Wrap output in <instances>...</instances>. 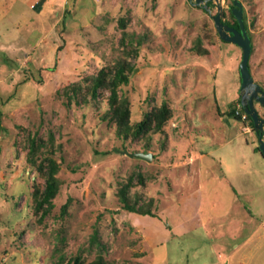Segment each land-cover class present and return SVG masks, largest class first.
<instances>
[{"label": "rangeland", "instance_id": "obj_1", "mask_svg": "<svg viewBox=\"0 0 264 264\" xmlns=\"http://www.w3.org/2000/svg\"><path fill=\"white\" fill-rule=\"evenodd\" d=\"M233 1H219L227 25ZM237 1L264 92V0ZM216 7L0 0V264H264V158L235 114L241 50L218 37ZM122 67L126 84L114 80ZM98 77L130 125L166 106L162 132L117 137L111 90L91 92ZM124 185L153 216L123 208Z\"/></svg>", "mask_w": 264, "mask_h": 264}, {"label": "trees", "instance_id": "obj_2", "mask_svg": "<svg viewBox=\"0 0 264 264\" xmlns=\"http://www.w3.org/2000/svg\"><path fill=\"white\" fill-rule=\"evenodd\" d=\"M210 4H211L210 2H207L206 7H208ZM204 11L207 12L206 10ZM231 17L233 18L232 15ZM233 26L236 28L238 27L235 19H234ZM114 80L124 83V84L127 83V76L125 75V67L120 68L119 71L114 74ZM113 84L114 83H108L107 85H105L104 77H98L92 83L91 92L93 96H95L97 90L100 88L106 87L111 90V97L109 99V112L107 114H108L109 119L115 123V135L119 138L127 139L130 136L141 137L147 134L161 133L162 127L170 118L169 109L166 106H163L160 109L149 114L143 122L135 124V125H130L127 103L125 101H120L117 98V95L113 89L115 85ZM238 104L240 106V99H238ZM240 109H241V112L244 113L243 108L241 106H240ZM228 115L235 116L234 110H231ZM246 119L250 123V128L252 132L255 133L251 119L247 115H246ZM255 135L256 137H258V134L255 133ZM255 150L257 153H259L258 146L256 147ZM51 168L52 170L45 177L44 200L46 202H50L55 197L56 192L58 190V185H59L58 179L55 177L56 168L53 164L51 165ZM128 187L129 186L124 185L118 191V197H119L120 202L123 205V208L130 213H136V214H140L143 216H153L149 207H147L146 209L145 208L138 209V208H135L130 203L128 196H127ZM75 264H79V263L75 262ZM89 264H108V263L101 256H98L96 257L95 260H93Z\"/></svg>", "mask_w": 264, "mask_h": 264}, {"label": "water", "instance_id": "obj_3", "mask_svg": "<svg viewBox=\"0 0 264 264\" xmlns=\"http://www.w3.org/2000/svg\"><path fill=\"white\" fill-rule=\"evenodd\" d=\"M194 5L202 7L209 12L208 7L205 6L207 2H213L217 5L216 15L213 17L214 27L220 40L224 43L237 46L241 50V61L239 63V77L240 88L238 95L240 97V106L243 108L244 114H246L252 121L254 131L258 134V149L260 155L264 158V142H263V130L264 119L260 118L258 112L254 107V101L262 106L264 110V95L258 84L253 81V78L249 71V60L251 55V43L248 34L244 27L243 22V7L242 4L234 0L233 9L231 14L237 22L238 29L228 27L223 23L224 12L222 6L219 4L220 0H192ZM122 155H125L131 159H139L146 162H151L153 155L150 153H129L127 151H116Z\"/></svg>", "mask_w": 264, "mask_h": 264}, {"label": "flooded vegetation", "instance_id": "obj_4", "mask_svg": "<svg viewBox=\"0 0 264 264\" xmlns=\"http://www.w3.org/2000/svg\"><path fill=\"white\" fill-rule=\"evenodd\" d=\"M211 3V2H210ZM207 4V3H206ZM206 4H205V6H206ZM231 9H233V5H232V7L230 8V13H231ZM232 15V14H231ZM223 23H224V21H223ZM225 25H227L226 23H224ZM228 26V25H227ZM228 27H231V28H234V29H238V27L236 28V27H234L233 25H230V26H228ZM261 88V87H260ZM261 90H262V88H261ZM239 92V91H238ZM262 92H263V90H262ZM263 95H264V92H263ZM239 99H240V97H239ZM254 104H258L257 102H255L254 101ZM259 105V104H258ZM260 107H261V109L263 110V108H262V106L261 105H259ZM264 111V110H263ZM261 118V117H260ZM263 119V118H262ZM258 140V139H257Z\"/></svg>", "mask_w": 264, "mask_h": 264}, {"label": "built area", "instance_id": "obj_5", "mask_svg": "<svg viewBox=\"0 0 264 264\" xmlns=\"http://www.w3.org/2000/svg\"><path fill=\"white\" fill-rule=\"evenodd\" d=\"M239 109H240V107H239ZM235 114H236V116H240V119L241 120H245L246 119V114H244L243 112H241V109H240V111L238 110V111H235Z\"/></svg>", "mask_w": 264, "mask_h": 264}, {"label": "crops", "instance_id": "obj_6", "mask_svg": "<svg viewBox=\"0 0 264 264\" xmlns=\"http://www.w3.org/2000/svg\"><path fill=\"white\" fill-rule=\"evenodd\" d=\"M233 100H234V99H233ZM249 133L254 134V136H256L254 132H249ZM246 134H248V133H246ZM256 139H257V137H256ZM263 139H264V137H263ZM255 149H256V147L253 148V152H254V153H257ZM257 154H259V153H257ZM259 155H260V154H259ZM260 156H261V155H260ZM191 160H192V161L194 160L193 157H192Z\"/></svg>", "mask_w": 264, "mask_h": 264}]
</instances>
